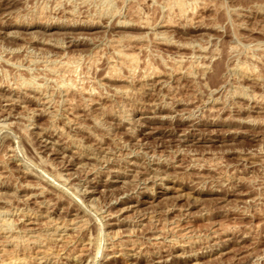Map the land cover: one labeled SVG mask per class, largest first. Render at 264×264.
Instances as JSON below:
<instances>
[{"label":"rangeland","instance_id":"obj_1","mask_svg":"<svg viewBox=\"0 0 264 264\" xmlns=\"http://www.w3.org/2000/svg\"><path fill=\"white\" fill-rule=\"evenodd\" d=\"M0 264H264V0H0Z\"/></svg>","mask_w":264,"mask_h":264}]
</instances>
